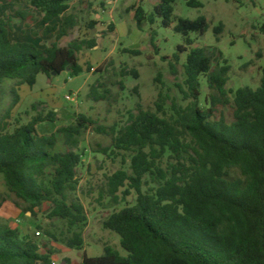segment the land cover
<instances>
[{"label":"trees","instance_id":"trees-1","mask_svg":"<svg viewBox=\"0 0 264 264\" xmlns=\"http://www.w3.org/2000/svg\"><path fill=\"white\" fill-rule=\"evenodd\" d=\"M71 2L29 0L31 8L42 14L43 36L55 35L56 40L45 48L29 41H12V19L0 18V85L5 80L16 82L11 110L19 103L17 88L34 87L39 75L50 78L67 71L74 78L85 72L79 56L98 45L94 35L98 24H89L90 38L61 47L59 41L80 26L79 17L71 12ZM175 2L160 0L152 15L141 5L133 6L139 29L146 22L155 23L156 17L170 28L175 21ZM186 3L190 8L204 7L199 0ZM11 7L12 13L31 28V11L16 10L14 4ZM58 19L61 23L56 22ZM208 29L204 16L194 21L177 19L175 31L184 37L185 46H180L173 58L178 63L179 55L187 53L183 65L188 89L185 95L191 103L174 106L170 117L160 115L163 106L158 103L157 112L144 110L139 104L137 113L131 112L122 126H99L80 114L75 124L56 133H39V124L56 122L54 111L38 115L12 132L5 122L8 117L0 121V175L9 191L32 213L45 203L53 205L50 217L66 222L72 233L61 241L71 250L84 251L80 264H264V68L257 89L246 86L234 92L229 119L219 107L231 104L226 89L231 67L226 61L214 66L206 49L189 50L194 44L190 35L204 36ZM110 30H115L114 24ZM222 31V24L214 29L217 41ZM261 32L264 35V26ZM124 52L140 55L139 51ZM219 55L223 56L222 52ZM122 73L139 79L136 70L123 69ZM203 79L218 95L211 96L208 107L200 102ZM109 93H101L94 86L90 98L105 101ZM89 129L110 137L112 155H122L124 161L125 154L131 157L129 170L106 176L104 191L115 204L121 196L137 195L133 206L113 213L103 223L106 230L120 236L126 256L106 245L102 256L88 257L82 232L74 231L88 220L84 205L71 194L80 184V145ZM59 136L64 139L65 151H56ZM108 152L109 148L102 150ZM166 158L172 162L164 167ZM46 234L60 241L49 231ZM55 254L47 243L22 237L18 229L0 224V264H53Z\"/></svg>","mask_w":264,"mask_h":264},{"label":"rangeland","instance_id":"rangeland-1","mask_svg":"<svg viewBox=\"0 0 264 264\" xmlns=\"http://www.w3.org/2000/svg\"><path fill=\"white\" fill-rule=\"evenodd\" d=\"M199 1L204 7L197 9L188 7L187 0H176L175 21L170 28H165L162 19L156 17L155 23L146 22L141 30L131 8L141 5L148 15H152L160 0H72L71 12L79 17L80 26L69 37L59 41L61 47L68 46L76 39L90 38L92 35L89 33V24H98L94 32L98 45L92 50H83L79 56L85 72L74 78L67 71L59 75L53 74L50 78L39 75L34 87L24 85L17 88L20 99L12 110L10 108L16 82L5 80L0 85V121L8 117L5 122L9 124L12 132L38 115H47L54 111L57 113L56 122L39 124V133H56L61 127L75 124L80 114L92 118L99 126H122L131 112L137 113L139 104L144 110L157 112L158 103L163 106L160 115L165 113L170 117L175 113L174 106L186 107L191 103V99L185 95L188 89L183 65L187 53L179 55L178 63L173 58L179 53V47L185 46L184 37L175 31L177 19L194 21L201 16L207 18L209 29L204 36L196 33L190 35L194 44L189 50L206 49L214 60V66L224 65L226 61L231 67L226 86L231 104L219 107V111L230 119L234 92L246 86L257 89L261 83L264 68V35L261 32L264 26V0ZM13 4L16 10L31 11L35 20L32 22L33 19H29L31 28H27L25 22L12 13ZM0 18L12 19L11 39L14 42L29 41L45 48L56 40L54 34L43 36L42 14L31 8L29 0H0ZM56 22L61 23V20ZM111 24L115 25L114 31L110 30ZM221 24L223 31L217 41L214 29ZM126 49L139 51L140 55L125 53ZM88 65L92 67L91 71H88ZM123 69L138 71L139 79L124 75ZM94 86L101 93L110 92L105 101L95 102L90 98ZM201 91L202 107L209 106L211 96H218L209 89L204 79L201 81ZM160 96L164 104L160 102ZM111 144L110 137L89 129L83 135L80 145L83 160L78 169L80 184L78 191L72 193L71 197L79 199L87 213V223L74 231L82 232L84 250L88 257L102 256L106 245L112 246L123 256L127 255L121 247L120 236L103 226L113 213L133 206L137 199L135 192L122 199V189L121 199L115 204L104 192L106 176L120 169L129 170L131 162L130 154H125V161L122 155H112ZM105 148H109L108 154L102 153ZM65 150L64 139L59 136L56 151ZM171 162L166 158L164 167ZM52 210L53 205L45 203L34 213L29 211L28 205L9 191L3 175H0V224L18 229L22 237H31L38 243H47L54 248V264H80L84 251L71 250L61 241L71 237L72 233L69 232L66 222L50 217ZM46 231L60 241L50 238ZM37 232L41 235L38 236Z\"/></svg>","mask_w":264,"mask_h":264},{"label":"built area","instance_id":"built-area-1","mask_svg":"<svg viewBox=\"0 0 264 264\" xmlns=\"http://www.w3.org/2000/svg\"><path fill=\"white\" fill-rule=\"evenodd\" d=\"M67 99H69L70 100V97H67ZM37 235L38 236H40L41 235V233L40 232H37ZM54 264V263H53Z\"/></svg>","mask_w":264,"mask_h":264},{"label":"water","instance_id":"water-1","mask_svg":"<svg viewBox=\"0 0 264 264\" xmlns=\"http://www.w3.org/2000/svg\"><path fill=\"white\" fill-rule=\"evenodd\" d=\"M54 74H56V73H54Z\"/></svg>","mask_w":264,"mask_h":264}]
</instances>
